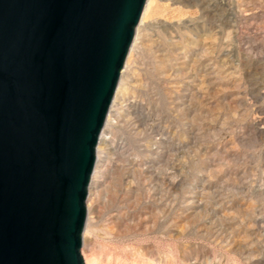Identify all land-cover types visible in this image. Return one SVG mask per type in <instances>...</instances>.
<instances>
[{"label": "rangeland", "instance_id": "obj_1", "mask_svg": "<svg viewBox=\"0 0 264 264\" xmlns=\"http://www.w3.org/2000/svg\"><path fill=\"white\" fill-rule=\"evenodd\" d=\"M127 60L84 264H264V0H153Z\"/></svg>", "mask_w": 264, "mask_h": 264}, {"label": "water", "instance_id": "obj_2", "mask_svg": "<svg viewBox=\"0 0 264 264\" xmlns=\"http://www.w3.org/2000/svg\"><path fill=\"white\" fill-rule=\"evenodd\" d=\"M147 0H0V264H84L96 146Z\"/></svg>", "mask_w": 264, "mask_h": 264}, {"label": "bare ground", "instance_id": "obj_3", "mask_svg": "<svg viewBox=\"0 0 264 264\" xmlns=\"http://www.w3.org/2000/svg\"><path fill=\"white\" fill-rule=\"evenodd\" d=\"M152 5H153V0H147L146 6H145V8L143 9V11H142V13L140 15V18L138 20L137 25L135 26L134 37H133L132 42L130 44V47H129V50H128V53H127V56H126V59H125V62H124V66L128 62L127 59H129L130 56H131L132 50H133L135 42H136L137 32L146 23V20H147L148 14H149V12H150V10L152 8ZM135 34H136V36H135ZM124 66H123V69H124ZM119 82H120V80H119ZM119 82L117 84L116 89L118 88ZM115 92H117V91H115ZM113 99H114V97H113ZM113 99L111 101L110 107L112 105ZM110 107H109V110H110ZM109 110H108V113L106 115V120H107V118H109ZM106 120H105V123H106ZM105 123L103 125V128L105 126ZM103 128L101 129V132H100V135H99V139H98V144H97L98 152L101 149V146L106 143V139L104 138ZM97 147H96V152H97ZM95 156H96V153H95ZM98 158H99V156H98ZM97 163H98V159L96 157L95 165H94L91 177H90L89 188H90V183L93 184L94 182H97L99 180V178H100L99 175H101L100 172L97 170V167H98ZM91 178H92V181H91ZM89 188H88V192H89ZM86 223H87V220H85L84 228L86 226ZM84 228H83V232H82V238L86 237V233H87V227H86V229H84ZM83 234H84V236H83Z\"/></svg>", "mask_w": 264, "mask_h": 264}]
</instances>
